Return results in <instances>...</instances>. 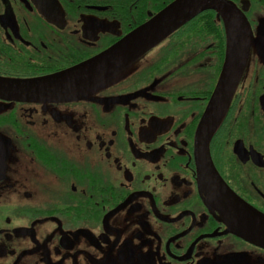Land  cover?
I'll return each mask as SVG.
<instances>
[{
  "label": "flooded vegetation",
  "instance_id": "af4514ba",
  "mask_svg": "<svg viewBox=\"0 0 264 264\" xmlns=\"http://www.w3.org/2000/svg\"><path fill=\"white\" fill-rule=\"evenodd\" d=\"M174 1L0 0V264H264V244L230 218L245 220L241 209L201 184L221 186L216 172L264 215V0H229L254 41L211 165L196 133L226 55L213 9L93 87L50 100L5 91L99 54ZM128 71L129 85L94 93Z\"/></svg>",
  "mask_w": 264,
  "mask_h": 264
},
{
  "label": "water",
  "instance_id": "95a60500",
  "mask_svg": "<svg viewBox=\"0 0 264 264\" xmlns=\"http://www.w3.org/2000/svg\"><path fill=\"white\" fill-rule=\"evenodd\" d=\"M208 9L215 10L223 18L226 29V55L222 72L196 133L199 163L202 166L211 165L210 138L227 113L240 79L245 72L251 45L254 41L253 30L247 17L229 0H175L150 20L139 25L120 41L99 54L51 76L38 78L36 81L20 80L6 84L4 85L5 91L15 94L41 93L42 100H50L93 87L116 74L148 49L160 43L193 16ZM258 30V35L264 36V20H261ZM257 47L264 60V44L257 42ZM19 98L10 97L9 99L17 100ZM214 173L217 176L216 180L222 182L218 173ZM220 181L221 186L218 185L215 189L212 186V180L205 176L201 178L207 199L212 200L213 203L216 200H221L222 204L224 201L236 203V208H240L241 211H237L235 214L245 218V220H240L233 214L234 211L230 213L232 222L236 223V229L246 238L264 244V236L258 233L259 230L264 234V215L245 200L236 196L224 182H222L223 186ZM224 189L236 197L227 196L224 194ZM253 221L260 227L256 226V223L253 224ZM244 223H246L245 227Z\"/></svg>",
  "mask_w": 264,
  "mask_h": 264
},
{
  "label": "rangeland",
  "instance_id": "374dc122",
  "mask_svg": "<svg viewBox=\"0 0 264 264\" xmlns=\"http://www.w3.org/2000/svg\"><path fill=\"white\" fill-rule=\"evenodd\" d=\"M160 50L159 48H156L155 50H153L150 54L142 57L137 63L138 65H140L142 62H145L147 59L151 60V59H156L160 54ZM136 63V64H137ZM132 75H137L131 71L126 72L125 74H120L119 76H117L114 80L106 83L105 85H102L101 87L96 88V90L94 91V93H103V92H110L111 90L116 89L117 87L121 86H127L130 84L129 79H131L133 76Z\"/></svg>",
  "mask_w": 264,
  "mask_h": 264
},
{
  "label": "trees",
  "instance_id": "16d2710c",
  "mask_svg": "<svg viewBox=\"0 0 264 264\" xmlns=\"http://www.w3.org/2000/svg\"><path fill=\"white\" fill-rule=\"evenodd\" d=\"M214 14H213V25H212V21H208V22H206V23H208L209 24V26H210V28H213V30H215L216 32H218V30L220 29V26H219V24L214 20L215 18H214Z\"/></svg>",
  "mask_w": 264,
  "mask_h": 264
}]
</instances>
